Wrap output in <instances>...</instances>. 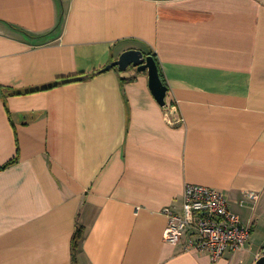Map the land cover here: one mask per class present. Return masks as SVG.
<instances>
[{
  "label": "crops",
  "instance_id": "0c3cea01",
  "mask_svg": "<svg viewBox=\"0 0 264 264\" xmlns=\"http://www.w3.org/2000/svg\"><path fill=\"white\" fill-rule=\"evenodd\" d=\"M129 50L156 55L165 106L147 72L99 73ZM189 184L225 195L243 250L213 261L165 239ZM263 249L264 0H0V264H255Z\"/></svg>",
  "mask_w": 264,
  "mask_h": 264
},
{
  "label": "built area",
  "instance_id": "2783aa9c",
  "mask_svg": "<svg viewBox=\"0 0 264 264\" xmlns=\"http://www.w3.org/2000/svg\"><path fill=\"white\" fill-rule=\"evenodd\" d=\"M179 122V120L177 121ZM168 224L165 239L171 244L184 242L185 249L207 253L213 261L243 250L251 236L225 195L216 189L189 184L183 194L181 213L165 210Z\"/></svg>",
  "mask_w": 264,
  "mask_h": 264
},
{
  "label": "water",
  "instance_id": "95a60500",
  "mask_svg": "<svg viewBox=\"0 0 264 264\" xmlns=\"http://www.w3.org/2000/svg\"><path fill=\"white\" fill-rule=\"evenodd\" d=\"M116 67L121 71H127L131 67H134L137 68L139 72H147L149 77V86L153 95L161 106L166 105L168 87L161 79L158 64L153 56L146 55L139 50H129L124 52L117 61L112 62L99 73L111 70ZM91 76L73 78L65 81V83L79 82ZM255 264H264V250Z\"/></svg>",
  "mask_w": 264,
  "mask_h": 264
},
{
  "label": "trees",
  "instance_id": "16d2710c",
  "mask_svg": "<svg viewBox=\"0 0 264 264\" xmlns=\"http://www.w3.org/2000/svg\"><path fill=\"white\" fill-rule=\"evenodd\" d=\"M146 55L153 56L155 58L157 64H158L157 57H156V55L154 53L150 52V53H147ZM95 75H97V73L96 74H93L91 77H94ZM129 80H132V79H129ZM59 83H61V82H57V83L51 85L50 87H47V89L48 88H52L53 86H56ZM82 236H83L82 229L77 230V232L75 233V236H74V240H73V254H74V261H75V263H76V255H77V250H78V247H79V242L82 239Z\"/></svg>",
  "mask_w": 264,
  "mask_h": 264
},
{
  "label": "rangeland",
  "instance_id": "374dc122",
  "mask_svg": "<svg viewBox=\"0 0 264 264\" xmlns=\"http://www.w3.org/2000/svg\"><path fill=\"white\" fill-rule=\"evenodd\" d=\"M262 255V254H261ZM259 255L258 258L261 256ZM249 260H246V263L245 264H251L252 262H248Z\"/></svg>",
  "mask_w": 264,
  "mask_h": 264
}]
</instances>
